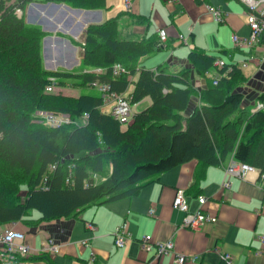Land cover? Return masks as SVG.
I'll return each instance as SVG.
<instances>
[{"label":"trees","instance_id":"16d2710c","mask_svg":"<svg viewBox=\"0 0 264 264\" xmlns=\"http://www.w3.org/2000/svg\"><path fill=\"white\" fill-rule=\"evenodd\" d=\"M33 1L40 0H0V225L37 226L77 217L89 206L137 194L160 173L189 159L196 160V182L208 166L231 155L255 167L264 186V110L244 105L237 87L246 78L236 63L219 67L213 55L192 47L187 59L205 78L202 88L192 84L188 67L176 72L165 64L145 68L143 61L173 40L166 29L163 44L158 35L120 38L116 16L85 27L76 41L82 48L79 71H50L41 52L45 32L24 19ZM41 1L105 7V0ZM116 63L123 72L112 73ZM93 82L108 83L116 92L131 84L130 102L148 96L150 103L122 128L100 109L96 92L70 96L45 89L54 84L96 90ZM37 111L62 112L72 119L86 112L88 118L82 125L50 127Z\"/></svg>","mask_w":264,"mask_h":264},{"label":"crops","instance_id":"0c3cea01","mask_svg":"<svg viewBox=\"0 0 264 264\" xmlns=\"http://www.w3.org/2000/svg\"><path fill=\"white\" fill-rule=\"evenodd\" d=\"M240 3L241 5H237L230 0H132L126 9L123 0H105L104 8L80 9L64 3L40 0L26 5L24 19L29 24L40 26L45 32L41 41L42 59L44 68L50 71L77 72L81 69L82 48L76 41H81L88 24L101 23L117 16L119 37L123 39L157 38L158 29L165 28L173 45L156 50L143 61V66L154 69L158 64H165L169 72L188 67L191 69L192 84L202 88L206 86V80L194 73L187 54L192 47H198L205 54L221 59L218 54L208 53L197 42L203 27L214 30V27L218 29L224 25L231 41L232 34L247 37L250 29L246 22V7ZM207 5L220 8L225 14L224 21H215L206 11ZM73 10H76L75 16ZM41 17L47 23H41ZM66 18L80 23L76 35L66 31L67 27H62ZM72 22L69 26H72ZM180 34L185 42L180 41ZM47 39L51 46L46 50ZM60 39L66 41L68 50L66 47L55 48ZM217 47L224 52L228 51L221 42H214L209 50L216 51L214 49ZM233 50L244 52L242 67L239 60H222L227 64L236 63L240 68L246 79L237 90L243 93L244 105L253 108L257 100H264V62L260 58L264 50V37L256 48L235 46L231 52ZM229 53L228 55H232ZM66 54L75 59L73 63L63 57ZM58 56L60 59L56 61ZM135 76L132 78L135 79ZM51 86V91L64 95L78 96L88 92L99 94L94 89L76 94L71 92V88L76 87ZM131 88L130 84L124 92L128 93ZM261 94L263 97L260 99ZM99 96L101 97L100 94ZM149 103L150 98L146 96L135 102L134 110H141ZM141 104L143 105L139 108ZM102 106H106L109 111L101 97L100 109ZM229 157L218 165L208 166L198 182L196 160L189 159L160 173L158 180L143 186L133 196L89 206L77 217L43 221L37 226H28L21 221L2 224L0 232L6 227L21 230L25 234V242L35 251L47 238L65 244L55 254L32 253L24 258L25 264H175L176 253L198 256L196 261H186L184 264H221L218 252L229 253L232 264H264V244L259 241V236L264 232V186L256 171L249 173L245 179L231 177L229 189L222 190L220 183L223 165ZM177 188L185 190L191 211L199 207L198 197L203 196L206 199L203 208L217 216L216 222H204L197 230L180 227L184 214L172 206ZM149 209H153L152 213L148 212ZM122 221L127 222L131 239L116 247L113 231ZM87 222L92 223L93 228L87 227ZM173 232H176L174 252L155 259L153 249H141V235L150 234L154 240H165ZM81 240H86L87 244H81ZM90 251L94 254L91 263Z\"/></svg>","mask_w":264,"mask_h":264},{"label":"built area","instance_id":"2783aa9c","mask_svg":"<svg viewBox=\"0 0 264 264\" xmlns=\"http://www.w3.org/2000/svg\"><path fill=\"white\" fill-rule=\"evenodd\" d=\"M246 7V22L249 26L250 33L247 37H239L235 34L231 35L232 42L238 48H256L259 43L262 42L264 37V0H239ZM132 0H123V5L126 9L131 5ZM206 11L211 17L217 21H224V12L215 6L207 5ZM159 44H163L166 41L165 28L158 29ZM181 42H185L183 35H179ZM261 60L264 62V50L260 55ZM214 64L221 67L225 63L222 59H216ZM95 72H101L100 68L94 69ZM123 72V67L116 63L112 67L113 74H119ZM215 82V80H213ZM92 85L101 95L102 101L109 107V113H111L120 123L122 128H125L132 119V115L135 112V103L130 102L129 93L116 92L110 89L108 83L93 82ZM47 91L52 90L51 85H47L45 88ZM253 109H264V100H257ZM40 121L50 127L59 126L67 123H75L78 125L85 124L87 122L88 113L84 112L79 119H72L66 113H53L50 111H37ZM258 171L252 165L247 163L236 161L232 156L223 165V178L220 183V188L229 189L231 184V177H238L245 179L249 173ZM259 173V171H258ZM199 207L191 211L189 209L186 192L183 188H177L172 200V206L183 212L184 216L180 227H186L191 230L199 229L200 225L204 222H216L217 216L212 212L203 208L206 199L203 196L198 197ZM153 209H149V213H152ZM86 226L93 228L92 223L87 222ZM176 238V232H173L171 236L165 240H154L150 234H143L140 237V246L144 251L153 249L154 258L158 259L165 253L174 252V241ZM113 239L116 247H120L131 239V233L128 230L127 222L122 221L117 225L113 231ZM259 241L264 244V232L259 236ZM86 240H81V244H87ZM64 243H58L47 238L44 240L40 248L36 251L25 242V234L21 230L6 227L0 232V264H25L24 258L35 252H43L55 254L60 251L64 246ZM220 260L224 264H232V257L229 253L218 252ZM198 258L197 255H185L182 253H176L174 257L175 264H184L186 261L194 262ZM94 259L92 251L89 253V263Z\"/></svg>","mask_w":264,"mask_h":264},{"label":"rangeland","instance_id":"374dc122","mask_svg":"<svg viewBox=\"0 0 264 264\" xmlns=\"http://www.w3.org/2000/svg\"><path fill=\"white\" fill-rule=\"evenodd\" d=\"M231 2H233V3H235V4H237V5H241V3L238 1V0H230ZM51 9H54V8H51ZM51 9H49V11H51ZM73 13H74V16L76 15V11L75 10H73L72 11ZM85 17V16H84ZM43 17H41V19H40V21H41V23L43 22L44 24L45 23H47V20L46 19H42ZM76 18V17H75ZM80 18V17H79ZM82 20H83V18H81ZM72 22V19L71 18H66L65 20H64V23L65 24H63V26L62 27H67V29H66V31H68V32H70L72 35L74 34V35H76V33H77V31L79 30V28H80V23H76V22H74V20H73V22H72V26H69L70 25V23ZM65 25V26H64ZM59 26L61 27V25L59 24ZM49 27H51V26H47V28H49ZM58 42H57V45H56V47L55 48H57V49H63V48H65L66 47V45H68L67 43H66V41H64V40H57ZM188 41V40H187ZM191 41V38H189V42ZM197 42H199L200 44H201V46L203 47V48H205L207 51H208V53H210V54H218V57H220L221 59H223L224 61H226V62H229V61H232V60H239V65H240V67H242V63H241V59L244 57L243 56V53L244 52H239V51H236V50H233L234 52H231L232 51V49H233V47H235V45H234V43L229 39V33H228V30L224 27V25H221V26H219L218 27V29H216V27H214V30H211V29H209L208 27H206V28H202V30H201V36L197 39ZM214 42H221L224 46H226L225 47V49H228V51L227 52H224V51H222V50H220V48L219 47H217L216 49H214V50H216V51H213V50H209V48H210V46H212V44L214 43ZM50 40L49 39H47V41H46V50L47 49H50ZM67 48V47H66ZM65 48V49H66ZM66 50H68V48L66 49ZM245 50V49H244ZM41 52L43 53V50L41 49ZM228 52H230L229 54H232V55H228ZM64 58H66V59H68V60H70L71 61V63H73L74 62V58L72 57V56H69V54H66V55H64L63 56ZM59 59H60V56H58L57 58H56V61H59ZM68 62V61H67ZM49 64V63H48ZM251 67L253 68V66L251 65ZM237 89H238V87H237ZM90 90H92L91 88H89V87H83V86H81V87H76V88H71V92L72 93H76V94H78V93H81V92H88V91H90ZM52 92V91H51ZM65 93H68V91L67 90H65ZM193 103V100H191L190 101V103H189V105H188V107H187V111L189 110V108H190V106H191V104ZM143 104H141L140 106H139V108L142 106ZM101 109H102V111H104V112H108V108L106 107V106H102L101 107ZM34 212V211H33ZM34 215H37V212L35 211L34 212Z\"/></svg>","mask_w":264,"mask_h":264},{"label":"bare ground","instance_id":"6f19581e","mask_svg":"<svg viewBox=\"0 0 264 264\" xmlns=\"http://www.w3.org/2000/svg\"><path fill=\"white\" fill-rule=\"evenodd\" d=\"M76 11V10H75ZM95 25V24H94ZM71 48V47H70ZM67 49V48H66ZM50 74V73H49Z\"/></svg>","mask_w":264,"mask_h":264},{"label":"clouds","instance_id":"9594fccd","mask_svg":"<svg viewBox=\"0 0 264 264\" xmlns=\"http://www.w3.org/2000/svg\"><path fill=\"white\" fill-rule=\"evenodd\" d=\"M129 93V92H128ZM109 112V111H108ZM231 156V155H230Z\"/></svg>","mask_w":264,"mask_h":264}]
</instances>
